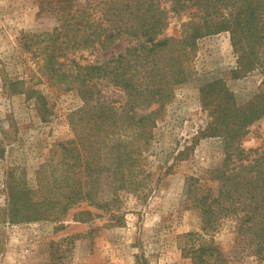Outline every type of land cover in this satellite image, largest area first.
Segmentation results:
<instances>
[{"label": "trees", "instance_id": "obj_1", "mask_svg": "<svg viewBox=\"0 0 264 264\" xmlns=\"http://www.w3.org/2000/svg\"><path fill=\"white\" fill-rule=\"evenodd\" d=\"M59 5L60 24L40 34L42 38L35 35V42H44L46 75L75 89L82 104L66 114L72 136L56 142L58 158L38 166L33 185L17 167L6 170L0 225L36 220L62 224L76 208L73 221L106 215L108 225L121 223L122 195L139 194L144 184L137 178L139 160L173 86L183 80L197 37L228 31L233 49L240 51L239 69L264 74V0H58L51 9ZM182 13L188 18L180 24V36L164 35L170 18ZM175 44L177 54L165 56ZM14 84L6 78L2 88L12 91ZM105 89L121 95L103 97ZM228 98L218 100L216 107L224 114L207 127L224 142L220 165L205 177L217 185L212 189L198 177L187 183V202L200 220L198 232L183 235L187 243L182 254L191 264H228L231 256L213 236L224 226L233 243L232 257L264 264V137L254 147L241 145L244 127L261 111L253 103L239 107ZM40 102L35 104L44 115ZM5 140L0 130V156ZM77 237L50 242L52 264H63L67 246ZM133 264L148 262L140 253Z\"/></svg>", "mask_w": 264, "mask_h": 264}, {"label": "rangeland", "instance_id": "obj_2", "mask_svg": "<svg viewBox=\"0 0 264 264\" xmlns=\"http://www.w3.org/2000/svg\"><path fill=\"white\" fill-rule=\"evenodd\" d=\"M57 1L0 0V130L6 135L0 156V206L6 170L17 167L23 171V180L33 185L38 166L58 158L56 142L72 136L66 114L82 104L75 89L46 75L44 42H35V35L42 38L40 34L60 24V5L51 9ZM187 18L186 13L173 15L164 35L179 37L180 24ZM194 43L183 80L173 86L139 160L142 172L137 178L144 184L139 194L122 195L121 223L108 225L106 215L91 222L73 221L71 215L77 208L69 211L62 224L5 223L0 225V264H52L50 242L72 235L79 237L67 246L63 264H133L140 253L148 264H191L182 254L181 247L187 243L183 235L198 232L200 220L187 202L186 188L190 177H198L212 189L217 185L205 177L224 156L221 135L207 129L211 119L224 114L216 107L218 100L229 96L239 107L253 103L260 109L258 117L244 127L243 147H254L264 137V74L256 68L239 69L240 51L233 49L226 30L206 33ZM114 46L119 49L121 44ZM177 52L175 44L163 54ZM6 78L15 83L12 91L2 88ZM112 93L113 98L121 95L113 89H105L102 95L110 98ZM36 100L44 103V115ZM227 232L224 226L213 236L231 256L228 264H263L251 257H232L233 243Z\"/></svg>", "mask_w": 264, "mask_h": 264}]
</instances>
